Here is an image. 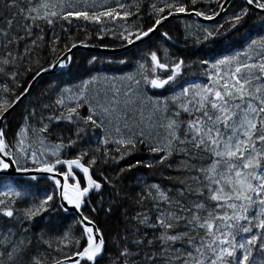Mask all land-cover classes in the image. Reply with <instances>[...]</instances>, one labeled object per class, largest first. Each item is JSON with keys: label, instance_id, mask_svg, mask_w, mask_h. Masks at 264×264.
<instances>
[{"label": "snow or ice", "instance_id": "snow-or-ice-1", "mask_svg": "<svg viewBox=\"0 0 264 264\" xmlns=\"http://www.w3.org/2000/svg\"><path fill=\"white\" fill-rule=\"evenodd\" d=\"M0 264H264V0H0Z\"/></svg>", "mask_w": 264, "mask_h": 264}, {"label": "trees", "instance_id": "trees-1", "mask_svg": "<svg viewBox=\"0 0 264 264\" xmlns=\"http://www.w3.org/2000/svg\"><path fill=\"white\" fill-rule=\"evenodd\" d=\"M177 23H178L177 21H172L171 23H168L166 25L167 30H169L170 32H172L173 35H175L176 34V31H177ZM103 43L104 44H111L112 41L105 40V41H103ZM193 51H194V49H193ZM91 56H93V55L92 54H87V53H84V52H76L77 60L81 64H86V60L88 58H90ZM103 57H106V56H103ZM193 58H195V57H193ZM43 86H44V82L41 81V83L37 85L36 90L38 91ZM19 112H20V109H17V112L14 114V116H16L18 118L19 117Z\"/></svg>", "mask_w": 264, "mask_h": 264}, {"label": "bare ground", "instance_id": "bare-ground-1", "mask_svg": "<svg viewBox=\"0 0 264 264\" xmlns=\"http://www.w3.org/2000/svg\"><path fill=\"white\" fill-rule=\"evenodd\" d=\"M94 48H96L98 51H97V53H91V52H85V51H82V50H75L76 52H84V53H87V54H92V55H96L97 57H99L100 59H111L112 57H114V56H120L122 53H113V54H106L104 51H105V49H110V48H104V47H100V46H98V47H94ZM111 50H113V49H111ZM115 50H117V49H115ZM103 56H106V57H103ZM102 59V60H103ZM38 85V84H37ZM37 85H36V87H37Z\"/></svg>", "mask_w": 264, "mask_h": 264}, {"label": "water", "instance_id": "water-1", "mask_svg": "<svg viewBox=\"0 0 264 264\" xmlns=\"http://www.w3.org/2000/svg\"><path fill=\"white\" fill-rule=\"evenodd\" d=\"M192 19H195L194 17ZM204 23H207V22H204ZM78 50H82V51H85V52H91V53H97V49L94 48V47H90V48H87V49H84V48H80ZM106 54H113V53H122V50L120 49H117V50H111V49H105L104 51Z\"/></svg>", "mask_w": 264, "mask_h": 264}]
</instances>
